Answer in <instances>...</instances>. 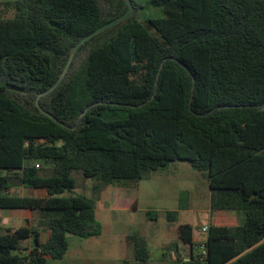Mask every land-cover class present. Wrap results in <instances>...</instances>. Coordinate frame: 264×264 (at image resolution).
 Instances as JSON below:
<instances>
[{"label": "trees", "instance_id": "trees-1", "mask_svg": "<svg viewBox=\"0 0 264 264\" xmlns=\"http://www.w3.org/2000/svg\"><path fill=\"white\" fill-rule=\"evenodd\" d=\"M131 1L134 16L85 43L59 87L41 98L67 127L41 113L36 98L57 82L70 49L127 4L5 2L15 16L0 17V211L28 210L38 219L5 228L0 264L62 260L69 236L102 234L96 202L74 192V172L99 191L148 180L175 163L207 180L211 213L245 214L242 225L209 226L204 262L194 228L179 225L180 242L192 248L179 264H264V0ZM148 9L162 16H143ZM15 187L46 196L14 195ZM178 216L168 211L166 220ZM127 242L135 262L146 264L147 238Z\"/></svg>", "mask_w": 264, "mask_h": 264}, {"label": "rangeland", "instance_id": "rangeland-1", "mask_svg": "<svg viewBox=\"0 0 264 264\" xmlns=\"http://www.w3.org/2000/svg\"><path fill=\"white\" fill-rule=\"evenodd\" d=\"M7 1L14 0H0V17L3 19L13 18L15 16V11L8 8L5 5ZM157 10V11H156ZM143 16L150 17H161L160 9H148L145 10ZM73 176L77 180V188L74 191L75 194L85 195L93 199L97 208L99 209V217L101 222L104 224V242H107L108 236L110 237L113 228L107 223L105 214L103 210L107 209L114 204L119 202V198L125 197L126 200H134L138 204L136 211H128L127 213L118 212L121 219L128 222L127 228L125 229L127 234L135 235L139 234L145 236L146 234L151 238V235L163 227L166 223L165 215L168 211L176 209L178 204L184 208L189 207V212L183 214V219L185 222L191 224L195 229V234L199 231L198 225H205L209 221V211H210V188L207 180L203 178V175L196 172L187 163H175L171 164L166 173H155L152 174L151 178L143 181H120L115 182L113 185L103 187L99 191L95 189L96 182L93 180L85 179L80 172H74ZM126 183V185H135L131 187L133 189L122 190L119 185ZM134 183V184H133ZM179 193L178 197H173V194ZM14 195L18 196H30V197H44L46 193L44 191H35L32 189H25L22 187H15L12 190ZM124 194V195H123ZM70 193H66L65 196H70ZM147 211H154L158 215V220L153 223L148 222L146 213ZM17 212H0V234L5 232V228H19L21 223L16 221ZM21 215L24 217L29 215V212H23ZM8 217L9 227L4 226L2 223L5 217ZM240 222L239 224H244L245 214L243 212L239 213ZM38 219V214H32L31 221L36 223ZM105 222V223H104ZM152 227V229L150 228ZM150 228V229H149ZM158 228V229H157ZM200 230L202 228L200 227ZM158 232V231H157ZM202 233V231H201ZM202 238L205 235L201 234ZM113 239H116L114 237ZM152 239V238H151ZM198 241V242H199ZM25 245V244H24ZM158 247H160L155 242L153 243L152 261L150 264H161L157 261ZM163 249V246H161ZM166 255L170 254V251L165 250ZM132 255V252H130ZM182 254V253H181ZM169 258H166L163 264H168Z\"/></svg>", "mask_w": 264, "mask_h": 264}, {"label": "crops", "instance_id": "crops-1", "mask_svg": "<svg viewBox=\"0 0 264 264\" xmlns=\"http://www.w3.org/2000/svg\"><path fill=\"white\" fill-rule=\"evenodd\" d=\"M134 184V183H133ZM135 185H126V183L122 184V186L119 185V188L122 190H128L133 189L131 187H134ZM124 195V194H123ZM178 197L179 201V193L173 194V197ZM119 202L117 204H114V206H111L107 209L103 210V214H105V218L107 220V223L113 228V231L107 238V242H104V224L101 222V219L99 217V209L96 210V217L99 223L102 226V234L98 237L90 238V239H81L77 238L75 236H69V249L67 252V255L62 260H52L48 259L47 264H124L125 261H128L129 264H140L135 262L134 259V252L132 247L127 242V237L130 234H127L126 228L128 222L121 219L118 212L127 213L128 210L127 206L131 203H137L134 200H126L125 197L119 198ZM138 205V204H137ZM11 211V210H10ZM13 212H17L18 214L16 216V221H19L21 223L20 227H25L30 224V226H35L36 223H33L31 221L32 214H34L31 211L28 210H19ZM11 211V212H12ZM170 211H176L178 212V222L176 223H168L166 220V223L163 227L159 228V230L155 231L151 238L146 234L145 237L148 241V247L150 251V259L146 264H150L152 261V252H153V243L155 242L160 247H158V253H157V261H160L161 264L166 260V258H169L168 264H179V258L182 259L184 262L188 261L189 256L192 254V248L189 246L183 245L179 240L178 235V226L179 225H191L183 219V214H186L189 212L188 208H179V204L176 209L170 210ZM0 212H9V211H0ZM23 212H29V215L22 216L21 213ZM148 212V211H147ZM209 221L205 225H198L199 231L195 234L194 229V243H197L202 238V233L200 230V227H209L211 225L214 226H227V227H234L239 225L240 222V216L239 213L235 212H215L211 213V210L209 211ZM147 216V213H146ZM166 218V215H165ZM9 219L7 216L5 219H3V225L6 227H9ZM148 219V218H147ZM158 220V218H157ZM150 223H153L152 221H149ZM105 223V222H104ZM156 223V221H155ZM192 226V225H191ZM19 227V228H20ZM193 227V226H192ZM152 229V227H150ZM149 228V229H150ZM194 228V227H193ZM14 229H18L14 226ZM158 229V228H157ZM106 235V234H105ZM116 237V239H113ZM41 242H46L48 240V233L47 232H41L40 236ZM24 246H30L31 242L26 241L24 243ZM163 246V249L161 248ZM165 250L170 251V254L166 255ZM132 252V255L131 253ZM182 253V254H181Z\"/></svg>", "mask_w": 264, "mask_h": 264}, {"label": "water", "instance_id": "water-1", "mask_svg": "<svg viewBox=\"0 0 264 264\" xmlns=\"http://www.w3.org/2000/svg\"><path fill=\"white\" fill-rule=\"evenodd\" d=\"M125 3L127 4V10L125 11V13L123 15H121L120 17H118L117 19H114L108 23H106L105 25H103L102 27L98 28L97 30H95L93 33L87 35L86 37H84L83 39H81L74 47H72L69 51V58H68V61L61 73V75L59 76L57 82L48 90L40 93L37 98H36V101H35V104H36V107L38 108V110L43 113L45 116L49 117L51 120L53 121H56V118L51 115L50 113L46 112L45 110H43V108L41 107L40 105V100L42 97L44 96H47L51 93H53L58 87L59 85L62 83V81L64 80V78L66 77L73 61H74V58L77 54V52L79 51V49L85 44L87 43L88 41L98 37L99 35H101L102 33H105L106 31L110 30V29H113L119 25H122L124 23H126L129 19H131L134 14H135V7L133 6V3L131 0H124ZM193 83H195V79L193 78ZM264 110V108L262 109ZM88 111V110H87ZM85 111L80 119L86 114ZM59 123V122H58ZM60 125H62L63 127H67L65 126L64 124H61L59 123Z\"/></svg>", "mask_w": 264, "mask_h": 264}, {"label": "built area", "instance_id": "built-area-1", "mask_svg": "<svg viewBox=\"0 0 264 264\" xmlns=\"http://www.w3.org/2000/svg\"><path fill=\"white\" fill-rule=\"evenodd\" d=\"M38 167V166H37ZM209 227H203L202 228V234L205 235V237L197 242L198 245L196 246V253L200 257V261L204 262L207 258V248H206V242H207V235H208Z\"/></svg>", "mask_w": 264, "mask_h": 264}]
</instances>
